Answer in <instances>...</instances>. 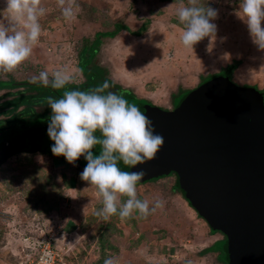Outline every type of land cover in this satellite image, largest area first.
<instances>
[{
  "label": "rangeland",
  "instance_id": "1",
  "mask_svg": "<svg viewBox=\"0 0 264 264\" xmlns=\"http://www.w3.org/2000/svg\"><path fill=\"white\" fill-rule=\"evenodd\" d=\"M180 2L76 0L80 10L74 20L66 21L56 0H41L46 14L39 19V43L15 71H0V82H31L41 71L51 74L63 67L75 77L70 90L100 86L104 82L99 79L101 72L84 76L77 67L78 54L98 33L102 36L98 37L93 61L105 71V81L128 87L123 91L109 88L106 92L123 95L129 103H139L129 99L133 93L146 96L144 102L149 100L164 109L176 107L183 95H175L179 88H195L202 78L219 72L232 60L241 62L232 77L236 84L264 90V50L253 44L246 23L238 16L240 0H200L218 11L211 21L216 32L214 37L195 44L193 51L179 43L182 25L175 10ZM5 7V0H0V23L7 24ZM145 19L149 26L140 37L126 31L107 37L118 22L134 29ZM183 72L187 73L182 76ZM175 73L181 74L179 79L165 78ZM21 92L36 94L17 86L0 87V127L6 126L11 112L25 108L19 105L12 110L7 104ZM33 108L37 113L43 109ZM31 114L29 120L34 119ZM24 132L11 143L19 153L0 166V264H104L108 258L116 264L225 262L226 241L220 242L222 234L211 233L182 197L172 191L174 176L136 186L139 199L148 200L150 207L161 199L163 208L146 218L134 212L125 220L118 215L103 220L94 214L102 206L96 190L80 179L85 166L39 152L22 153L32 147L31 134ZM48 245L52 260L44 257ZM211 245L214 253H202Z\"/></svg>",
  "mask_w": 264,
  "mask_h": 264
},
{
  "label": "water",
  "instance_id": "2",
  "mask_svg": "<svg viewBox=\"0 0 264 264\" xmlns=\"http://www.w3.org/2000/svg\"><path fill=\"white\" fill-rule=\"evenodd\" d=\"M132 99L164 143L153 160L121 170H143L139 185L174 176L186 204L226 239V264H264V92L222 74L171 110ZM17 153L1 147L0 166Z\"/></svg>",
  "mask_w": 264,
  "mask_h": 264
},
{
  "label": "clouds",
  "instance_id": "3",
  "mask_svg": "<svg viewBox=\"0 0 264 264\" xmlns=\"http://www.w3.org/2000/svg\"><path fill=\"white\" fill-rule=\"evenodd\" d=\"M7 24L0 23V71L11 73L28 60L39 43L42 28L40 17L46 14L41 0H5ZM66 21H72L79 12L76 0H56ZM239 18L247 26L254 45L264 50V0H240ZM182 30L179 43L193 51V46L205 37H214L218 11L200 3V0H183L175 10ZM51 75V78H50ZM75 77L61 67L49 74L41 71L31 78L54 90L65 89L59 98L46 97L51 109L47 135L54 141L51 152L63 156L72 164L84 156L86 166L80 179L95 190L101 207L94 213L103 220L118 215L121 220L138 212L141 218L163 208L164 202L156 199L150 207L148 200L137 196V183L145 175L143 170H121L119 164L133 169L151 161L163 146L164 138L154 133L153 123L135 104L123 95L107 91V81L88 90H67L66 85ZM99 133V135H97ZM99 146V154L91 151ZM165 178V177H164ZM126 198V199H122ZM104 264H116L113 258Z\"/></svg>",
  "mask_w": 264,
  "mask_h": 264
},
{
  "label": "trees",
  "instance_id": "4",
  "mask_svg": "<svg viewBox=\"0 0 264 264\" xmlns=\"http://www.w3.org/2000/svg\"><path fill=\"white\" fill-rule=\"evenodd\" d=\"M148 26H149V21L147 19L142 20L140 26L137 28H134V29H129L125 24L118 22L115 24L114 31L108 33L107 37H114L115 34L123 32V31H126L133 36L140 37L143 34V32H145L148 29ZM100 36H102V34L97 33L96 38H94V40L91 41L90 43H87V47H84V49L80 51V53L78 54L77 67L83 73L84 76H86V75L89 76L87 74V72H101L102 74H100L99 79L102 82L103 81L105 82V78H103V72H105V71L100 67L99 64L97 65L93 61V58L95 56V55L93 56V53H96L98 50V47H99V38L98 37H100ZM240 63H241L240 60H232L231 63L222 67L219 72L202 78L196 87H199L202 84H204L205 82L211 80L212 78L219 76V75H222V74H227L228 76H230V78H232L234 71L238 68ZM33 86H35V85L31 84L27 88V90H35V87H33ZM0 87H8V86H7V84L0 82ZM68 87H70V85ZM116 88H120V86L116 85ZM195 88H193V89H195ZM193 89L186 90V89H180L179 88L177 94H175V95H182L183 94L181 97V98H183L188 92H190ZM261 91L264 92V90H261ZM175 95H173L172 98H174ZM43 101H44V97L40 96L39 94L32 95V94H23L21 92L13 101L8 102V104L12 105V108H11L12 110H15L19 105H25L23 112H20V114L18 112L19 115L16 113L14 114L13 118L15 120H12V122L10 124L14 125V123L16 122L17 116H23V115L28 114V113H33L34 119H32L31 121H25L24 120V121L20 122V124L25 125L24 128L28 127L30 129L29 133L31 134V139H32L30 141V143L32 144V147L26 151L30 152V153L39 152V153H42L44 155L54 156L57 159H64L63 156H55L51 152V147H52L54 141H52L49 138V136L46 135L49 122L42 123L43 121H41V118L46 116V115L45 114L34 115V113H35L34 108H33L34 105H36V104L42 105ZM13 125L11 126V128L16 127ZM34 126L37 129L33 128ZM14 129H16V130H14ZM14 129H13L14 132L17 131V128H14ZM46 136H47V139H44V138H46ZM78 165H80V164H78ZM154 181H156V180H154ZM137 185H139V184H137ZM172 191L178 193L181 196L180 190L178 189L177 184H176V180H175L174 185L172 187ZM182 199H183V197H182ZM210 232L213 234L217 233V232H212V231H210ZM223 240L226 241V239L224 237H223ZM223 240H221L220 242H222ZM216 242H219V241H216ZM212 245L207 247L206 249H204L202 251V253H204V254L208 253V252L214 253V248H213L214 246H212ZM216 255H217V253H216ZM222 264H226V260Z\"/></svg>",
  "mask_w": 264,
  "mask_h": 264
},
{
  "label": "flooded vegetation",
  "instance_id": "5",
  "mask_svg": "<svg viewBox=\"0 0 264 264\" xmlns=\"http://www.w3.org/2000/svg\"><path fill=\"white\" fill-rule=\"evenodd\" d=\"M80 71V70H79ZM81 72V71H80ZM83 74V73H82ZM3 83H5V84H7V86L8 87H15V86H17V87H20V88H28L31 84H34V83H32V82H29V81H11V82H3ZM117 85H119L120 86V90L121 91H123V90H125V89H128V87H122L121 86V84H119V83H117V82H115ZM116 84H110L109 83V85H110V88H115L116 87ZM35 86H33V87H35V90H34V92L36 93V94H34V95H37V94H39L40 96H43L44 97V101H43V104L42 105H40V104H36V105H34V107L35 106H41L43 109H42V111L40 112V113H37V112H35L34 113V115H41V114H45L46 116H44V117H42L41 118V121H43L42 123H47V122H49V120H50V116H51V109H50V107H48L47 106V103H46V97H48V96H54V97H56V98H59L60 97V95H62V92L65 90V89H61V90H54V89H52L51 87H45V86H43L42 84H40V83H35L34 84ZM70 84H68V85H66V89L67 90H70V88L68 87ZM36 88H38L39 90H41V91H38V89H36ZM33 91V90H32ZM37 91V92H36ZM130 91V90H129ZM130 96H129V99H132V98H139V99H144V98H140V97H137V96H135L133 93H130L129 94ZM147 101H149V100H147ZM151 103V102H150ZM8 104V103H7ZM43 106H45V107H43ZM12 108V107H11ZM10 108V109H11ZM174 108V106H172V108H170V109H167V110H171V109H173ZM23 110L24 109H22L20 112H23ZM11 111V110H10ZM10 111L9 110H7V112L8 113H10ZM20 112H19V114H20ZM14 114H15V112H11V116L8 118V120L6 121L7 122V124H6V126L5 127H0V148L1 147H3V146H5V145H8V144H11L17 137H20V136H22V135H24V130L26 131H30V129L28 128V127H26V128H24V126L25 125H22V124H20V122H22V119L23 118H26L25 119V121H31V120H29L28 118L32 115L31 113H28V114H25V115H23V116H17L16 117V122L14 123V125L13 124H10L11 122H12V120H15L14 118H13V116H14ZM16 114H18V112H16ZM18 114V115H19ZM16 126V127H13V128H11V126ZM11 128V129H10ZM14 128H17V131H13V129ZM33 128H35V126L33 127ZM35 129H37V128H35ZM14 130H16V129H14ZM22 153H28L26 150H24ZM54 157V156H53ZM54 158H56V157H54ZM76 162V161H75ZM76 163H78V162H76ZM79 164V163H78ZM221 240H223V238L221 239Z\"/></svg>",
  "mask_w": 264,
  "mask_h": 264
},
{
  "label": "crops",
  "instance_id": "6",
  "mask_svg": "<svg viewBox=\"0 0 264 264\" xmlns=\"http://www.w3.org/2000/svg\"><path fill=\"white\" fill-rule=\"evenodd\" d=\"M177 73H179V72H177ZM177 73H175V74H173V75H167V77H165L166 79H170V81H173L174 80V76H176V77H178V79H179V77L181 76V74H177ZM185 73H187V72H183V74H182V76L185 74ZM197 74H199L198 72H197ZM148 77H149V74L144 78V80H145V82H146V79H148ZM186 77H188V76H186ZM140 81V80H139ZM138 81V82H139ZM115 82H117V81H115ZM137 82V83H138ZM117 83H119V84H121V82H117ZM126 85V84H125ZM130 85H133V84H130ZM126 87V86H125ZM140 98H144V99H146V96H140ZM216 241H220V240H216ZM215 241V242H216Z\"/></svg>",
  "mask_w": 264,
  "mask_h": 264
},
{
  "label": "built area",
  "instance_id": "7",
  "mask_svg": "<svg viewBox=\"0 0 264 264\" xmlns=\"http://www.w3.org/2000/svg\"><path fill=\"white\" fill-rule=\"evenodd\" d=\"M48 246H46L47 250L44 252V257L47 258L48 260H52L53 259V254L51 252V250L48 248Z\"/></svg>",
  "mask_w": 264,
  "mask_h": 264
},
{
  "label": "bare ground",
  "instance_id": "8",
  "mask_svg": "<svg viewBox=\"0 0 264 264\" xmlns=\"http://www.w3.org/2000/svg\"><path fill=\"white\" fill-rule=\"evenodd\" d=\"M152 74V73H151Z\"/></svg>",
  "mask_w": 264,
  "mask_h": 264
}]
</instances>
